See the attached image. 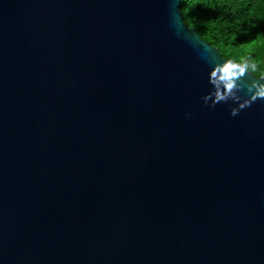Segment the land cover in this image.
Masks as SVG:
<instances>
[{"label": "water", "instance_id": "obj_1", "mask_svg": "<svg viewBox=\"0 0 264 264\" xmlns=\"http://www.w3.org/2000/svg\"><path fill=\"white\" fill-rule=\"evenodd\" d=\"M223 60L180 0H0V264H264V99L204 105Z\"/></svg>", "mask_w": 264, "mask_h": 264}, {"label": "trees", "instance_id": "obj_2", "mask_svg": "<svg viewBox=\"0 0 264 264\" xmlns=\"http://www.w3.org/2000/svg\"><path fill=\"white\" fill-rule=\"evenodd\" d=\"M181 18L225 59L250 57L264 77V0H180Z\"/></svg>", "mask_w": 264, "mask_h": 264}, {"label": "clouds", "instance_id": "obj_3", "mask_svg": "<svg viewBox=\"0 0 264 264\" xmlns=\"http://www.w3.org/2000/svg\"><path fill=\"white\" fill-rule=\"evenodd\" d=\"M256 70L257 64L250 57L213 64L208 73V82L212 87L201 97L202 103L214 108L217 104L232 101L236 106L230 107L229 114L233 117L239 115L241 110L251 107L257 99H264V80L253 78L242 82L247 74Z\"/></svg>", "mask_w": 264, "mask_h": 264}]
</instances>
